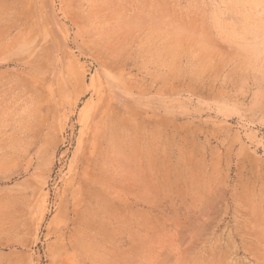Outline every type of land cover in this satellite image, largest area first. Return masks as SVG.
<instances>
[{
    "label": "rangeland",
    "instance_id": "obj_1",
    "mask_svg": "<svg viewBox=\"0 0 264 264\" xmlns=\"http://www.w3.org/2000/svg\"><path fill=\"white\" fill-rule=\"evenodd\" d=\"M0 264H264V0H0Z\"/></svg>",
    "mask_w": 264,
    "mask_h": 264
}]
</instances>
